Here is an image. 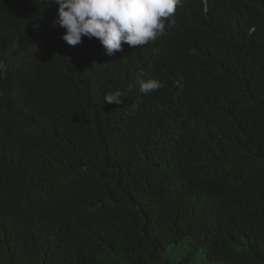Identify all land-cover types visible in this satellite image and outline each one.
I'll return each mask as SVG.
<instances>
[{
    "label": "trees",
    "instance_id": "16d2710c",
    "mask_svg": "<svg viewBox=\"0 0 264 264\" xmlns=\"http://www.w3.org/2000/svg\"><path fill=\"white\" fill-rule=\"evenodd\" d=\"M32 12L45 21L26 28ZM52 15L32 1L0 0V60L8 66L0 78V123L10 136L7 151L16 160L26 153L9 178L24 182L29 170L33 182L45 185L40 200L64 208V230L37 252L26 251L30 238L7 235L3 222L31 225L28 215L0 205V264H153L140 234L188 264H264V27L261 38L248 33L254 17L264 15V0H189L168 23V38L145 47L123 44L113 56L100 53L96 38L68 45ZM14 36L10 58L1 39ZM251 50L255 60L248 59ZM137 77L162 81L174 98L185 124L178 147H166L155 134ZM116 90L122 97L113 107L104 96ZM54 111L66 125L74 121V133L52 140ZM200 141L210 156L197 154ZM182 155L196 164L208 157L220 163L225 189L211 198L234 195L238 233L180 236L162 198L172 193L165 173L194 176L193 168L172 165Z\"/></svg>",
    "mask_w": 264,
    "mask_h": 264
},
{
    "label": "clouds",
    "instance_id": "9594fccd",
    "mask_svg": "<svg viewBox=\"0 0 264 264\" xmlns=\"http://www.w3.org/2000/svg\"><path fill=\"white\" fill-rule=\"evenodd\" d=\"M19 1V0H18ZM47 7L53 11L51 23L53 27L65 29L61 36L70 46L83 42L84 37L96 38V45L104 56H113L123 50V44L136 48L145 47L159 39L161 36L168 38V23L180 10L182 5L189 0H26ZM31 20L24 17L26 28L39 27L45 21L42 15L31 13ZM264 27V15L255 16L248 33L255 38H261L260 32ZM57 37H60L57 35ZM7 45L6 54L11 58L17 49V38L4 37ZM24 42V41H23ZM28 47V42H24ZM32 49V48H31ZM63 58H58L60 63ZM248 59L255 60V51L248 53ZM8 66L0 60V78L7 72ZM139 80V94L146 96L145 111L150 116L155 134L170 149L178 147L184 133V119L175 106L172 96L166 94L162 81L149 78ZM176 84L178 81L175 82ZM122 93L118 90L111 91L104 96V102L120 103ZM73 127L72 130L70 127ZM52 140L65 137L75 132L74 121L66 125L62 113L54 111L51 126L48 129ZM10 138L5 126L0 123V205L14 204L26 213L31 225L21 220L5 221L6 234L19 231L22 238H30L24 249L37 252L45 240L50 242V236L64 230L59 226L60 221L67 212L59 209V205H50L40 200L45 197L47 187L41 183L33 182L31 172L28 170V179L21 183H14L9 176L19 167L26 153L16 160L6 149L3 143ZM220 136L215 138V154ZM207 142L200 141L197 145V154L209 155L207 147L201 146ZM211 154V155H212ZM207 157V156H206ZM179 165L193 168L194 176L188 177L179 174L165 173L163 177L171 179L168 187L172 193L163 196L162 202L168 206L175 215V223L182 238L188 239L197 236H224L238 233L240 224L237 221L240 213L235 204L234 195L226 191L220 196L218 202L211 198L214 191L224 190L219 184V172L222 170L219 162L208 161L196 164L182 155ZM204 193L196 196L195 193ZM56 213L53 217L50 214ZM16 223H22V228H17ZM0 235H2L0 233ZM8 238V237H7ZM141 245L153 264H188L178 259L173 249L155 241L148 234L139 235ZM9 240V238H8ZM10 242V240H9Z\"/></svg>",
    "mask_w": 264,
    "mask_h": 264
},
{
    "label": "bare ground",
    "instance_id": "6f19581e",
    "mask_svg": "<svg viewBox=\"0 0 264 264\" xmlns=\"http://www.w3.org/2000/svg\"><path fill=\"white\" fill-rule=\"evenodd\" d=\"M201 146L207 147V144H203V145H201ZM197 148H198V146H197ZM197 148H196V149H197Z\"/></svg>",
    "mask_w": 264,
    "mask_h": 264
}]
</instances>
